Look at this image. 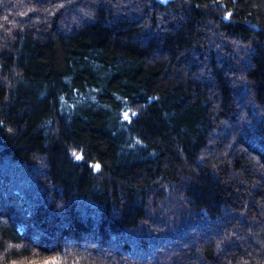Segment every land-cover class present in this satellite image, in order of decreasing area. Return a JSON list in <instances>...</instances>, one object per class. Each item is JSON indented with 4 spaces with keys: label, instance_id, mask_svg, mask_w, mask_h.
Here are the masks:
<instances>
[{
    "label": "trees",
    "instance_id": "obj_1",
    "mask_svg": "<svg viewBox=\"0 0 264 264\" xmlns=\"http://www.w3.org/2000/svg\"><path fill=\"white\" fill-rule=\"evenodd\" d=\"M0 264H264V0H0Z\"/></svg>",
    "mask_w": 264,
    "mask_h": 264
},
{
    "label": "snow or ice",
    "instance_id": "obj_2",
    "mask_svg": "<svg viewBox=\"0 0 264 264\" xmlns=\"http://www.w3.org/2000/svg\"><path fill=\"white\" fill-rule=\"evenodd\" d=\"M125 118L127 119V113L125 114ZM77 159H79V157H77ZM97 168L99 167V165L96 166Z\"/></svg>",
    "mask_w": 264,
    "mask_h": 264
},
{
    "label": "rangeland",
    "instance_id": "obj_3",
    "mask_svg": "<svg viewBox=\"0 0 264 264\" xmlns=\"http://www.w3.org/2000/svg\"><path fill=\"white\" fill-rule=\"evenodd\" d=\"M166 208V207H165Z\"/></svg>",
    "mask_w": 264,
    "mask_h": 264
}]
</instances>
